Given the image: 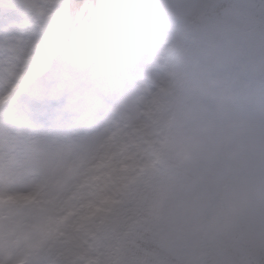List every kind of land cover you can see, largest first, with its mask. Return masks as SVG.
I'll list each match as a JSON object with an SVG mask.
<instances>
[{
  "label": "snow or ice",
  "instance_id": "1",
  "mask_svg": "<svg viewBox=\"0 0 264 264\" xmlns=\"http://www.w3.org/2000/svg\"><path fill=\"white\" fill-rule=\"evenodd\" d=\"M0 264H264V0H0Z\"/></svg>",
  "mask_w": 264,
  "mask_h": 264
}]
</instances>
